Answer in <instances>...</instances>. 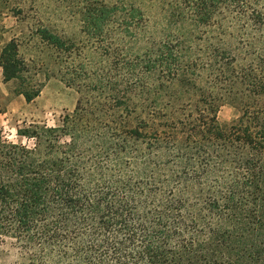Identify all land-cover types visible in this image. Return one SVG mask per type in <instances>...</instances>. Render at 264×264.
Listing matches in <instances>:
<instances>
[{"label":"trees","instance_id":"16d2710c","mask_svg":"<svg viewBox=\"0 0 264 264\" xmlns=\"http://www.w3.org/2000/svg\"><path fill=\"white\" fill-rule=\"evenodd\" d=\"M158 2L222 34L241 12L263 39L242 52L150 35L139 0H78L80 40L38 29L80 99L18 128L31 147L0 133V241L27 264H264V0ZM0 67L40 96L16 38ZM227 102L242 112L223 128Z\"/></svg>","mask_w":264,"mask_h":264},{"label":"rangeland","instance_id":"374dc122","mask_svg":"<svg viewBox=\"0 0 264 264\" xmlns=\"http://www.w3.org/2000/svg\"><path fill=\"white\" fill-rule=\"evenodd\" d=\"M146 11V30L150 35L172 34L189 38L193 45L202 48L208 37L215 44L224 40L231 47L242 52L250 50L248 44L258 38L252 26L238 12L233 21L226 23V29L199 30L189 21H177L168 17L166 9L160 8L158 0H139ZM78 0H0V54L3 47L13 38L20 44L21 57L35 70L34 76L43 84L42 92L31 103L18 93L15 81L5 83L0 67V133L4 140L33 146V141L20 138L18 128L31 125L54 126L61 118L72 113L80 99L78 89L70 86L58 75V53L55 48L39 38L37 30L47 27L56 34L80 40L81 21L77 10ZM250 35L248 41L243 38ZM200 38L202 41H198ZM257 42V41H256ZM197 43V44H195ZM241 108L224 103L218 112L221 127L228 128L241 116ZM0 264H27L20 250L11 240L0 241Z\"/></svg>","mask_w":264,"mask_h":264}]
</instances>
